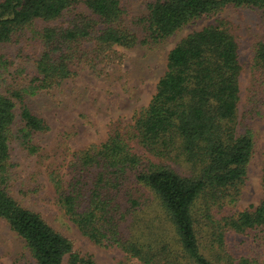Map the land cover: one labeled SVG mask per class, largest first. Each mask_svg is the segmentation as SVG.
Returning a JSON list of instances; mask_svg holds the SVG:
<instances>
[{"label": "trees", "instance_id": "obj_1", "mask_svg": "<svg viewBox=\"0 0 264 264\" xmlns=\"http://www.w3.org/2000/svg\"><path fill=\"white\" fill-rule=\"evenodd\" d=\"M232 7L264 19V0H149L141 15L121 0H0V220L21 241L16 264H98L38 208L45 198L89 241L138 264H264L230 245L264 237V162L261 200L236 209L264 105V41L251 50L258 86L241 105L239 36L220 17ZM210 18L170 49L130 123L110 122L105 140L66 146L57 162L62 143H43L37 97L118 47L161 44Z\"/></svg>", "mask_w": 264, "mask_h": 264}, {"label": "rangeland", "instance_id": "obj_2", "mask_svg": "<svg viewBox=\"0 0 264 264\" xmlns=\"http://www.w3.org/2000/svg\"><path fill=\"white\" fill-rule=\"evenodd\" d=\"M149 0H121L130 15H141ZM221 18L229 19L239 36V54L243 66L240 78L241 105L249 102L258 86L257 74L251 63V50L257 40L264 41V19L261 11L251 8H226ZM214 19H204L196 25L186 27L169 41L156 45H138L133 49L116 48V55L110 53L108 61L97 63L95 68L86 65L79 75L68 80L54 92L41 94L36 99L39 111L47 119L50 130L43 137V143L58 146L57 162L65 165L70 150H78L89 144H98L106 139L110 122L120 119L130 123L134 114L146 106L155 91L158 79L166 68L168 52L174 44L193 29L200 28ZM28 77L32 74L28 72ZM253 94V95H252ZM264 89L256 95L264 99ZM262 115L255 120L258 132L253 155L248 164V181L237 202L236 209L255 206L262 198L261 175L264 162V105ZM55 141V142H54ZM56 147V146H55ZM64 151L66 153H64ZM21 160V157H17ZM29 165H24L25 173ZM64 169V167H62ZM41 191L50 194L49 186ZM27 203L28 201L25 200ZM31 204V203H29ZM47 219L58 230L69 237L75 250L90 254L98 264H138L135 259H127L117 246H98L77 230L49 198L37 200ZM34 205V204H33ZM238 253L264 259V237L258 242L247 237L235 236L231 244ZM21 241L0 220V264H16V256L21 251Z\"/></svg>", "mask_w": 264, "mask_h": 264}]
</instances>
